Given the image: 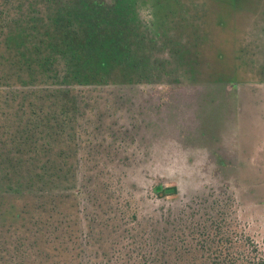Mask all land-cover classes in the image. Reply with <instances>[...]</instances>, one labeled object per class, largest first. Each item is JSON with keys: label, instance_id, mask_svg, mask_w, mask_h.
I'll return each instance as SVG.
<instances>
[{"label": "trees", "instance_id": "1", "mask_svg": "<svg viewBox=\"0 0 264 264\" xmlns=\"http://www.w3.org/2000/svg\"><path fill=\"white\" fill-rule=\"evenodd\" d=\"M121 2L112 10L75 2L92 24L90 39L78 45L84 57L72 48L82 33L72 20H57L62 40L44 36L42 48L32 36L23 37L30 31L18 23L23 7L0 9L3 48L17 50V67L26 74L12 89L0 77V102L9 89L14 96L28 90L43 101L32 105L24 129L0 142V264H264L233 194L209 190L176 206L147 205L154 195L166 197V190L159 185L139 195L129 174L137 155L124 152L114 137L105 145L100 125H92L99 91L162 81L174 86L185 79L170 61L162 64V76L150 73L152 52L179 55V42H163L158 19L173 15L153 8L149 37L139 15L145 0L119 8ZM99 16L115 26L108 39L96 27ZM12 38L20 41L15 47Z\"/></svg>", "mask_w": 264, "mask_h": 264}, {"label": "rangeland", "instance_id": "2", "mask_svg": "<svg viewBox=\"0 0 264 264\" xmlns=\"http://www.w3.org/2000/svg\"><path fill=\"white\" fill-rule=\"evenodd\" d=\"M59 1L64 3L0 0V9L10 4L23 7L21 19L34 12L28 24L21 19L18 23L30 28L23 37L32 36L42 48L44 36L62 40V27L55 28L57 20H72L82 30L72 48L84 57L86 50L78 45L90 39L92 24L75 2L112 10L117 0ZM121 1L119 8L128 2ZM153 8L157 14L170 13L168 18L173 15L168 21L158 16L160 32L164 43L173 39L180 49L174 46L179 54L174 59L167 51L147 49L150 73L162 76V64L170 61L181 69L183 83L167 86L162 81L99 91L95 101L101 102L94 105L100 111L89 114L92 125H100L105 145L114 137L113 142L123 143L124 152L137 155L129 174L139 195L152 193L159 185L177 190L166 197L154 195L147 205L176 206L209 190L230 192L240 205L244 231L264 252V0H145L139 8L144 27L140 29L149 37L154 34L146 27ZM103 19L99 16L96 27L108 39L115 26ZM18 42L12 38V47ZM16 53L13 48L5 52L0 39V77L11 89L26 76L17 67ZM28 59L35 60L32 53ZM11 89L0 102V142L4 143L24 129L32 105L37 108L43 102L28 96V90L14 96Z\"/></svg>", "mask_w": 264, "mask_h": 264}, {"label": "water", "instance_id": "3", "mask_svg": "<svg viewBox=\"0 0 264 264\" xmlns=\"http://www.w3.org/2000/svg\"><path fill=\"white\" fill-rule=\"evenodd\" d=\"M175 192H176V189H168V190L165 191V193H166L167 195H172V194H174Z\"/></svg>", "mask_w": 264, "mask_h": 264}, {"label": "flooded vegetation", "instance_id": "4", "mask_svg": "<svg viewBox=\"0 0 264 264\" xmlns=\"http://www.w3.org/2000/svg\"><path fill=\"white\" fill-rule=\"evenodd\" d=\"M230 89L227 87V91H229Z\"/></svg>", "mask_w": 264, "mask_h": 264}]
</instances>
